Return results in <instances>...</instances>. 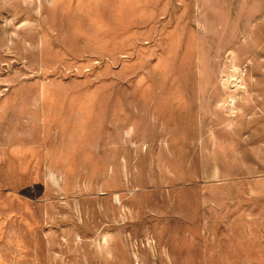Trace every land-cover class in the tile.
Wrapping results in <instances>:
<instances>
[{
  "label": "rangeland",
  "instance_id": "374dc122",
  "mask_svg": "<svg viewBox=\"0 0 264 264\" xmlns=\"http://www.w3.org/2000/svg\"><path fill=\"white\" fill-rule=\"evenodd\" d=\"M0 264H264V0H0Z\"/></svg>",
  "mask_w": 264,
  "mask_h": 264
}]
</instances>
